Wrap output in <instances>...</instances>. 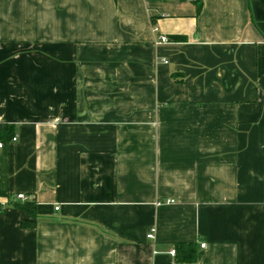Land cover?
<instances>
[{"label": "crops", "instance_id": "0c3cea01", "mask_svg": "<svg viewBox=\"0 0 264 264\" xmlns=\"http://www.w3.org/2000/svg\"><path fill=\"white\" fill-rule=\"evenodd\" d=\"M0 142V264H264V0H0Z\"/></svg>", "mask_w": 264, "mask_h": 264}, {"label": "trees", "instance_id": "16d2710c", "mask_svg": "<svg viewBox=\"0 0 264 264\" xmlns=\"http://www.w3.org/2000/svg\"><path fill=\"white\" fill-rule=\"evenodd\" d=\"M35 206L31 205V206H27L28 211L30 212L31 215L36 216V213L34 212ZM24 226L26 227H33L35 226V223H24ZM196 247H194V245H183V246H179L177 248V252L176 254H178V257H180L179 261H187L190 263H193L196 261L197 259V253L195 251Z\"/></svg>", "mask_w": 264, "mask_h": 264}, {"label": "built area", "instance_id": "2783aa9c", "mask_svg": "<svg viewBox=\"0 0 264 264\" xmlns=\"http://www.w3.org/2000/svg\"><path fill=\"white\" fill-rule=\"evenodd\" d=\"M158 31H159L158 28H154V29H153V32H155V33H158ZM168 42H169V40H168V38H167L166 36L160 35V36H159V40H158V42L156 43V45L166 44V43H168ZM13 141L16 142L17 139L14 138ZM3 147H4V144L0 142V148H3ZM17 200H19V201H25V200H26V197H25L24 195H19V196H17ZM56 210H59V208H56ZM155 232H156L155 228H152V229L150 230V232H149L147 238H148L149 240L154 239V238H155ZM205 247H206L205 244H202V245H201V248H202V249H205ZM171 255L175 256V255H176V251L172 250V251H171Z\"/></svg>", "mask_w": 264, "mask_h": 264}]
</instances>
